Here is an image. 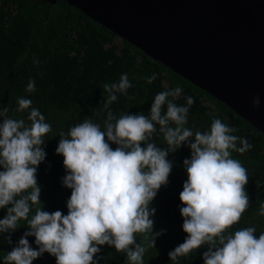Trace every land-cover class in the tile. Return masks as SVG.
I'll return each mask as SVG.
<instances>
[{"label": "clouds", "instance_id": "obj_1", "mask_svg": "<svg viewBox=\"0 0 264 264\" xmlns=\"http://www.w3.org/2000/svg\"><path fill=\"white\" fill-rule=\"evenodd\" d=\"M156 78L154 72L147 83ZM102 87L108 109L103 125L84 119L60 133L55 149L65 167L61 183L71 189L66 214L44 210L40 200L37 171L46 159L44 136L50 123L38 108L30 107L29 98H18L16 109H30L27 122L6 116L7 107L0 108V209H6L0 218V237L12 244L11 233L21 221L28 226L11 250L0 256L4 264H33L45 252L56 258V264H99L96 254L105 244L123 251L127 264H143L146 247L137 242L136 234L151 233L149 243L154 244L166 232L153 231L152 202L168 183L174 164L169 153L182 145L190 149L183 160L187 179L178 205L187 235L168 252L170 260L206 245L203 264H264V231L257 237L254 226L232 227L249 207L245 190L249 175L232 151L243 153L252 144L234 135L236 128L221 118H213L203 131L186 126L194 98L189 95L185 104L175 103L180 87L156 93L146 115L119 117L109 106L131 87L128 73ZM26 90L34 91L35 82L30 80ZM252 104L258 108L260 97L254 96ZM159 134L167 147H159L153 139ZM258 212L264 216V202ZM28 237H34L38 247Z\"/></svg>", "mask_w": 264, "mask_h": 264}, {"label": "trees", "instance_id": "obj_2", "mask_svg": "<svg viewBox=\"0 0 264 264\" xmlns=\"http://www.w3.org/2000/svg\"><path fill=\"white\" fill-rule=\"evenodd\" d=\"M128 73L131 87L126 94H118L109 106L113 114H148L156 93L180 87L182 92L175 99L185 104L184 97L192 96L186 126L201 131L210 127L213 118H221L236 128L233 133L245 138L252 148L243 153L232 151L249 175L245 190L249 207L242 213L233 228L254 226L257 237L264 231V216L258 208L264 202V133L237 115L226 104L176 74L162 63L146 55L80 10L64 0L54 4L44 0H0V108L7 107L6 116L24 118L30 109L17 111L18 98L32 101L50 123L51 129L44 136L47 153L38 166L37 181L41 186L40 200L44 210L57 209L67 213L66 201L71 189L61 183L65 175L63 156L55 149L61 132L76 123L89 119L103 125L108 109L104 108L107 92L102 84L117 81L121 73ZM157 78L151 84L146 78L152 73ZM35 82V90L27 91L29 81ZM3 118L0 117V120ZM159 147H167L162 134L153 137ZM239 146V141H237ZM113 148L115 144L111 145ZM143 146V145H142ZM190 156V149L182 145L168 158L174 161L167 185H162L152 202L154 214L153 231L166 232L151 244L152 234H136L137 242L146 247L143 264H203V246L186 257L171 261L168 252L182 243L187 233L182 229L183 217L178 205L179 193L187 173L183 160ZM258 181L260 183H258ZM11 205H9L10 207ZM6 209H0V218ZM19 226L11 233L12 244L0 237V256L10 251L27 225ZM147 235L148 239H145ZM32 246L34 237H28ZM99 264H127L123 251L114 246H101L96 254ZM0 264H4L0 258ZM33 264H56V258L47 252L36 258Z\"/></svg>", "mask_w": 264, "mask_h": 264}, {"label": "water", "instance_id": "obj_3", "mask_svg": "<svg viewBox=\"0 0 264 264\" xmlns=\"http://www.w3.org/2000/svg\"><path fill=\"white\" fill-rule=\"evenodd\" d=\"M64 1L264 133V0Z\"/></svg>", "mask_w": 264, "mask_h": 264}]
</instances>
